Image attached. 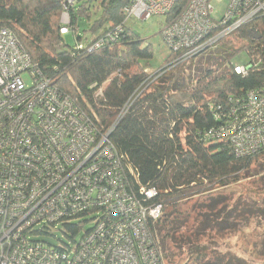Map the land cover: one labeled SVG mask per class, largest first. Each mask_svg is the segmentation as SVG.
Returning <instances> with one entry per match:
<instances>
[{"label": "built area", "instance_id": "1", "mask_svg": "<svg viewBox=\"0 0 264 264\" xmlns=\"http://www.w3.org/2000/svg\"><path fill=\"white\" fill-rule=\"evenodd\" d=\"M57 1L65 37L82 0ZM224 1L129 0L124 24L92 43L81 41L76 50L98 51L116 42L130 22L167 18L180 6L162 30L175 56L160 70L164 75L264 16V0H227L217 19ZM253 65L233 70L246 76ZM96 96H103L102 88ZM210 108L221 123L205 133L206 142L226 141L237 157L264 150V83L232 98L227 110ZM114 128L100 133L43 75L15 34L0 31V264H166L151 233L163 207L145 203L157 191L142 188L144 202L128 191L124 157L111 141ZM58 226L72 243L54 246L40 239Z\"/></svg>", "mask_w": 264, "mask_h": 264}, {"label": "trees", "instance_id": "2", "mask_svg": "<svg viewBox=\"0 0 264 264\" xmlns=\"http://www.w3.org/2000/svg\"><path fill=\"white\" fill-rule=\"evenodd\" d=\"M128 2H80L71 14V33L77 38L74 46H68L60 34L57 0H0V31L9 29L15 34L43 75L77 103L100 133L115 126L111 141L124 157L128 191L143 201L142 188L156 189L157 195L145 203L164 208L151 233L166 264H174L177 251L189 255L186 264H248L216 239L234 235L242 223L247 226L252 213L263 216V193H256L253 203L251 197L243 200L251 204L246 211H242L241 199L227 206L215 200L222 189L262 179L258 167L264 150L237 157L228 142L204 139L206 132L221 123L210 105L227 110L232 98L264 83V16L202 54L216 50L217 55L212 53L207 62H213L215 68L206 73L207 84L192 92L181 82L188 63L157 81L150 78L142 62L150 61L152 51L128 26L116 42L107 44L105 40L98 51L76 50L81 41L92 43L124 24ZM94 3L101 14L83 38L81 18H89L88 7ZM179 8L166 23L175 18ZM242 53L248 54V62H255L246 76L233 70V61ZM174 57L171 54L165 64ZM101 88L103 96H96Z\"/></svg>", "mask_w": 264, "mask_h": 264}, {"label": "rangeland", "instance_id": "3", "mask_svg": "<svg viewBox=\"0 0 264 264\" xmlns=\"http://www.w3.org/2000/svg\"><path fill=\"white\" fill-rule=\"evenodd\" d=\"M84 1L85 0L81 1V5ZM226 1L227 0L219 4V6L217 7L218 11L214 15L215 18L219 19L222 17L225 11ZM97 4H89V18L87 16H83L81 18L80 34L83 38L85 37V35H88V33L86 32L90 29V24L93 21L97 20L98 17H100L99 15L101 14V11L100 9H98ZM166 21V17L158 16L153 17L148 21L134 20L128 25V27L134 32V34H136L142 40L143 46L150 47L153 57L149 62H142V66L147 70V73L150 75V77H152L151 79L156 81L164 76L161 75L160 70L163 69L162 66L171 55L170 50L168 49L162 38V30L165 27ZM60 26H62L61 19ZM70 29L72 30L71 25ZM63 38L68 46H74L77 41V38L72 33ZM60 50H63V48H61ZM212 53L214 55V53H216V50H211L206 54L197 57L193 62H191V64H189L190 61L185 62L188 63V65L185 66L184 73L182 72L181 74L183 76L181 77V82L184 87L190 89L192 92H195L196 90L202 89L207 84L206 73L209 70L215 68V64H213V62L210 64L207 63ZM249 60L250 57H248V54L242 53L237 58H235L233 64L245 65ZM211 61H213V59H211ZM173 74L174 72L170 73L169 77H172ZM26 82L28 83V81ZM258 170L259 172H262V179L255 180V184L252 183L253 181H246L243 184L234 185L229 188L222 189L219 192L221 196L215 201H219L220 204L227 206V203H230L231 205L236 204L239 202L238 200L241 199L242 203H244V208H242V211H246L245 209H248L251 204L243 202L244 199H248L251 197V203H253V201L256 199V196H258V194L256 193L262 192L264 195V160L258 167ZM258 211L260 210H257L255 212ZM252 214L253 215L248 216L249 219L247 220V226H245V223H242L243 226L236 233H234V235L229 236V234L225 232L227 233L226 235L217 236L216 242L225 250H229L233 254H236L239 258L245 260L248 264H264V215L260 216L256 215L255 213ZM91 227L92 224L89 223L84 227V231L89 230ZM71 238L72 236L68 234L62 226H58L53 231L52 236L40 237L41 240L48 242L54 246H59L62 243L66 245L72 243ZM177 255L178 256L176 260H174V264H186L189 261V255L185 252L177 251Z\"/></svg>", "mask_w": 264, "mask_h": 264}, {"label": "water", "instance_id": "4", "mask_svg": "<svg viewBox=\"0 0 264 264\" xmlns=\"http://www.w3.org/2000/svg\"><path fill=\"white\" fill-rule=\"evenodd\" d=\"M257 39H260V37H258Z\"/></svg>", "mask_w": 264, "mask_h": 264}]
</instances>
